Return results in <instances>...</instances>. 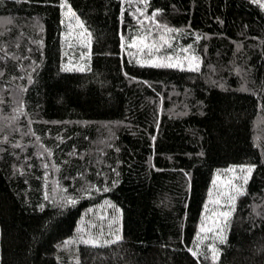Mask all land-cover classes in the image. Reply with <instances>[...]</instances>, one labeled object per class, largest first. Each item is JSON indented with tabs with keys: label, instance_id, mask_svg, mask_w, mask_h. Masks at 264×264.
Wrapping results in <instances>:
<instances>
[{
	"label": "trees",
	"instance_id": "obj_1",
	"mask_svg": "<svg viewBox=\"0 0 264 264\" xmlns=\"http://www.w3.org/2000/svg\"><path fill=\"white\" fill-rule=\"evenodd\" d=\"M67 4L91 35L86 71L63 69L60 0L0 3V264H61L57 245L105 199L122 211V238L81 246L77 264H213L188 248L216 170L242 164L255 168L215 264H264V8L148 0L147 14L182 29L176 46L200 56L181 71L126 56L121 34L127 45L152 23L130 14L141 0ZM54 181L72 195L107 187L58 208L45 199Z\"/></svg>",
	"mask_w": 264,
	"mask_h": 264
},
{
	"label": "snow or ice",
	"instance_id": "obj_2",
	"mask_svg": "<svg viewBox=\"0 0 264 264\" xmlns=\"http://www.w3.org/2000/svg\"><path fill=\"white\" fill-rule=\"evenodd\" d=\"M3 0H0L2 3ZM252 3L258 4L261 8H264V0H251ZM67 0H60V7L63 9ZM142 6L138 8L135 12L130 13L133 18L139 16L137 23H141L143 20L151 21L152 23L147 26V30L143 32L142 35L132 37V41H140L136 46L140 49L141 52L145 54L147 58L140 59L137 58V63L148 64L154 66L162 67H172L183 69L185 67L189 69L199 70L200 57L195 53H191V45H186L178 51L190 53L183 57L175 56L171 51H161L166 46L171 47L172 40L176 39L175 36L171 33L175 32L179 34L182 29L176 28L175 26H169L166 23H161L160 20L156 19V14L161 12L160 8H154L151 14H147L145 9L148 5V0H141ZM67 13L79 20V17L75 15L74 10L68 5ZM123 15V9H122ZM63 22V21H62ZM71 27V23L69 24ZM143 27V26H142ZM155 31L157 36H152V32ZM123 34H121V47L123 48ZM197 40L200 39V36H196ZM146 50V51H145ZM29 82L32 80V76H28ZM145 83H148L145 81ZM223 86V85H221ZM25 87L24 85L21 88ZM22 107V105H21ZM19 110V109H18ZM7 139V137H3ZM154 139V137H153ZM51 154V150H48ZM43 155V153H39ZM119 163V161H117ZM45 169L49 167L47 163L42 165ZM59 167V165H56ZM233 167H238L240 169L239 173H233V177L224 181L223 191L217 189L215 197L212 198L213 208L208 209V202H205V209L207 213L201 215V223L198 227V230L195 233L194 240L197 241L195 244V250L192 247L188 248V251L195 257L204 255L205 259L210 258L213 264L218 260L219 252L221 249L217 247L216 242L226 243V232L225 229L230 223V217L232 212L235 210L236 198L245 192V185L247 180L252 172V169L255 168L254 164H242L238 166H229V171ZM23 171V169H21ZM114 171V170H113ZM77 175H81L77 173ZM98 175H103V173H98ZM45 177H47V171H45ZM107 179V177H105ZM215 180V178H214ZM118 180H113L112 183H117ZM67 186H62L58 182H53V186L50 192H45V199L51 200L57 204L58 208H63L66 204H74L76 201L82 197H87L94 195L95 193L92 189H95V192L103 191L107 186L98 187L95 184L85 181L81 186L76 190L75 195L69 194L65 189ZM216 205H227V207L222 208L221 210H216ZM42 207V205H40ZM259 214V213H258ZM86 233V234H85ZM115 240H120L121 237L116 233H110ZM75 239L77 243H83L84 245L96 246V245H107L112 243L111 240L105 239L103 233L93 234L87 229H81L77 237L65 238L64 244H58V247H64L69 240ZM211 240L212 242L207 243L206 248L207 252L201 248L199 242ZM199 264V260L197 261Z\"/></svg>",
	"mask_w": 264,
	"mask_h": 264
},
{
	"label": "rangeland",
	"instance_id": "obj_3",
	"mask_svg": "<svg viewBox=\"0 0 264 264\" xmlns=\"http://www.w3.org/2000/svg\"><path fill=\"white\" fill-rule=\"evenodd\" d=\"M67 8H68V4L66 3L65 7L62 9V18H63V26H64V31H63V36H62L63 45H64V61H63L64 67L63 69L65 71H86V69L89 67V59L91 57V35L85 28L80 17L76 13L75 15L79 17V20H77L75 17L70 16L67 13ZM70 23H71V27H69ZM144 31L146 30L140 31L139 33L136 34V36L142 35ZM151 34L152 36H157V33L155 31H153ZM171 35H174V32L171 33ZM139 43H140L139 40L133 42L131 39L127 43V45H124L126 56L128 57V59L136 63H137L138 57L140 59L147 58L145 54L141 52L140 49L136 46ZM182 47L184 46H176L175 40H172L171 47L166 46L161 51L162 52L171 51L173 52L175 56H180V57L190 54V53L178 51V49H181ZM191 53H195L192 50V48H191ZM195 54L198 55L197 53ZM137 64L145 65V66H154V65L141 64V63H137ZM155 67L172 68V67H162V66H155ZM173 69H178L181 71H195V69H189L187 67L183 69H180V68H173ZM231 166H238V165H231ZM253 170L254 168L252 169V172ZM239 172H240V169L238 167H233L231 171H229V166L226 168H219L216 170L213 176L210 190L208 192V196L206 200L208 202L209 210L214 207L212 203V198L215 197L217 189H219L220 191H223L224 181L228 180L229 178H232L233 173H239ZM252 172L247 180V183L251 179ZM238 197L236 198V202H237ZM236 202H235V207H236ZM215 207H216V210L219 211L222 208L227 207V205H216ZM234 211L232 212V215ZM202 212L205 214L207 213V210L205 209V203H204ZM202 212H201V215H202ZM200 223H201V216H200L199 225ZM199 225L197 226V229ZM81 229H87L93 234L103 233L104 238L111 240L112 243L115 241H118V240H115L110 233H116L122 238V233H123L122 232V211L110 199H105L103 200L101 204L84 210L74 234L70 237L78 238V235ZM225 232L227 234V227L225 229ZM64 242L65 240L61 241L59 244H64ZM210 242L212 241L205 240L199 243L201 244V248L203 249V247H205L207 243H210ZM217 243L219 242H216V244ZM81 246H86V245H84L83 243H77L75 239L69 240L66 246L64 247L57 246L56 257L61 264H77L80 259Z\"/></svg>",
	"mask_w": 264,
	"mask_h": 264
}]
</instances>
